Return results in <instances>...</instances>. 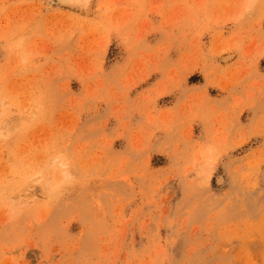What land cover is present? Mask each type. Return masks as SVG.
<instances>
[{
    "label": "rangeland",
    "instance_id": "rangeland-1",
    "mask_svg": "<svg viewBox=\"0 0 264 264\" xmlns=\"http://www.w3.org/2000/svg\"><path fill=\"white\" fill-rule=\"evenodd\" d=\"M83 1L0 0V264H264V0Z\"/></svg>",
    "mask_w": 264,
    "mask_h": 264
},
{
    "label": "bare ground",
    "instance_id": "bare-ground-1",
    "mask_svg": "<svg viewBox=\"0 0 264 264\" xmlns=\"http://www.w3.org/2000/svg\"><path fill=\"white\" fill-rule=\"evenodd\" d=\"M46 1L49 3L50 6H59V7L60 6L67 7L69 4L73 5V4H75V2H78V1H80L81 6H82L83 5L82 3L84 2L83 0H46ZM71 5H69L68 7H73ZM78 6H79V4H78ZM83 6H85V4ZM84 12H85V10H84Z\"/></svg>",
    "mask_w": 264,
    "mask_h": 264
}]
</instances>
